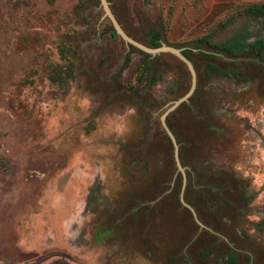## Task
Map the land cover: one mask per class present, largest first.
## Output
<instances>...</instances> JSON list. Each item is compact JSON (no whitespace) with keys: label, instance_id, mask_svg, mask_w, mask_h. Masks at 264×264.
Here are the masks:
<instances>
[{"label":"rangeland","instance_id":"1","mask_svg":"<svg viewBox=\"0 0 264 264\" xmlns=\"http://www.w3.org/2000/svg\"><path fill=\"white\" fill-rule=\"evenodd\" d=\"M106 2L132 39L158 34L196 67L167 119L205 228L159 122L185 66L125 44L100 0H0V264H264V49L206 43L264 41L244 12L264 0Z\"/></svg>","mask_w":264,"mask_h":264},{"label":"water","instance_id":"2","mask_svg":"<svg viewBox=\"0 0 264 264\" xmlns=\"http://www.w3.org/2000/svg\"><path fill=\"white\" fill-rule=\"evenodd\" d=\"M100 4H101L103 11H104L103 18H107L109 20V22L112 25L113 31L115 32V34L118 37H120L123 40V42L125 44L137 48L138 50L149 55L150 57H154V56H157V55L162 54V53H169L185 66V68L187 69V71L190 75V82L191 83H190L188 90L181 97L174 100L170 104V106H168L166 108V110L160 115L159 121H160V124H161V127H162L164 133L166 134V136L170 140V143L172 144L173 152H174V155H173L174 163H175L177 172H180L182 175V188H181V193H180V202L185 208H187L190 211V213L192 214V217L194 218V221L198 224V226L200 228H205L204 225L199 221L194 209L184 201L183 194H184V188L186 185V177H185V173H184V168L182 167L180 159H179V144L176 140V137L174 136V134L172 133V131L170 130V128L166 124V118L168 117V115L171 112H173L174 110H176L179 106L188 103L190 98L192 97V95L196 89V86H197V72H196L192 62H190V60H188L182 54L181 49H176V48H173L170 46H166L163 43L158 48H152V47H148V46H145L143 44H140L137 41H135L134 39H132L130 36H128L125 33L122 26L118 22V20L112 14L106 0H100Z\"/></svg>","mask_w":264,"mask_h":264},{"label":"trees","instance_id":"3","mask_svg":"<svg viewBox=\"0 0 264 264\" xmlns=\"http://www.w3.org/2000/svg\"><path fill=\"white\" fill-rule=\"evenodd\" d=\"M245 14H248L249 17L255 19L258 17H264V3L263 4H258V5H249L245 8L244 10ZM115 34V32H114ZM244 38H246L245 34L239 33L234 36H232L230 39H228L226 42L222 44H209V42H206L208 46L216 48L217 50H220L222 53H224L226 56L230 58H241L243 56H246L247 54H250L251 52L257 51V55H261L264 49V41L263 40H256L254 43H248L246 42V39L244 41ZM160 37L158 34H155L154 36H151L150 38V44L148 46L152 48H158L161 46V43H159ZM182 54L191 61V59L186 55L185 51H182ZM206 56V54H204ZM212 58L220 59V57L213 55V54H208ZM156 59H145L143 62V73L145 74L146 78L150 79L149 77L151 75V72L153 70V65L155 64ZM193 64V62H192ZM195 70L196 67L193 64ZM209 68L211 72L216 75H229L231 72H233L232 69L228 70H222V68L217 64L212 62L209 64ZM197 72V71H196ZM183 94H177V98L181 97ZM138 99H140L141 103L144 104V102L147 100L145 96H142L141 94L137 95ZM139 101V102H140ZM136 103V104H139ZM167 124L169 125L170 129L174 133V129L171 127L169 120L167 119ZM231 260H233V257L230 256Z\"/></svg>","mask_w":264,"mask_h":264},{"label":"flooded vegetation","instance_id":"4","mask_svg":"<svg viewBox=\"0 0 264 264\" xmlns=\"http://www.w3.org/2000/svg\"><path fill=\"white\" fill-rule=\"evenodd\" d=\"M189 103V102H188ZM188 103H186V104H188ZM160 122V121H159ZM166 124H167V118H166ZM161 125V124H160ZM168 125V124H167ZM168 127H169V125H168ZM170 128V127H169ZM171 130V129H170ZM172 131V130H171ZM173 133V132H172ZM174 134V133H173ZM166 135V134H165ZM175 136V135H174ZM170 141V140H169ZM176 167V166H175ZM184 168V167H183ZM178 173H180V172H178ZM184 173H185V168H184ZM181 174V173H180ZM182 176V175H181ZM185 177H186V174H185ZM184 190H185V188H184ZM181 193V192H180ZM183 198H184V194H183ZM185 201V200H184ZM183 206V205H182ZM184 207V206H183ZM185 208V207H184Z\"/></svg>","mask_w":264,"mask_h":264}]
</instances>
